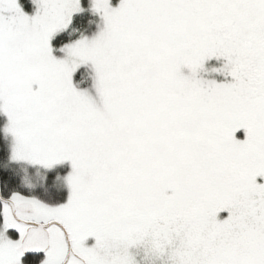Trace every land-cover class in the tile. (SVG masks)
Wrapping results in <instances>:
<instances>
[{
	"label": "snow or ice",
	"instance_id": "obj_1",
	"mask_svg": "<svg viewBox=\"0 0 264 264\" xmlns=\"http://www.w3.org/2000/svg\"><path fill=\"white\" fill-rule=\"evenodd\" d=\"M0 264H264V0H0Z\"/></svg>",
	"mask_w": 264,
	"mask_h": 264
},
{
	"label": "trees",
	"instance_id": "obj_2",
	"mask_svg": "<svg viewBox=\"0 0 264 264\" xmlns=\"http://www.w3.org/2000/svg\"><path fill=\"white\" fill-rule=\"evenodd\" d=\"M239 135H241L242 136V133H240ZM25 169L23 166H21V167H19L18 169H17V172H18V174L21 176V178L23 179V177L25 176V174H24V172H23V170ZM36 170H32V171H29V173H30V175H28V178L30 179V180H32L31 182L34 184V185H36V186H43L44 185V183L46 182V179H47V175H46V173H42L41 174V176H32L33 175V173L35 172Z\"/></svg>",
	"mask_w": 264,
	"mask_h": 264
},
{
	"label": "rangeland",
	"instance_id": "obj_3",
	"mask_svg": "<svg viewBox=\"0 0 264 264\" xmlns=\"http://www.w3.org/2000/svg\"><path fill=\"white\" fill-rule=\"evenodd\" d=\"M23 172H24L25 176H27V177H28V175H30L29 170H27L26 168L23 170ZM42 173L43 172H41L40 170L36 169V171L33 173L32 176H38L39 177V176H41Z\"/></svg>",
	"mask_w": 264,
	"mask_h": 264
}]
</instances>
